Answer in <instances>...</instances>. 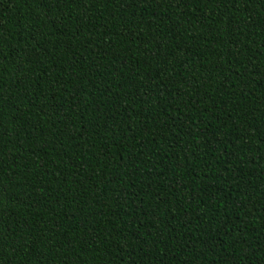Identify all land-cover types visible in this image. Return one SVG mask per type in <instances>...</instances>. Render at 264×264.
Listing matches in <instances>:
<instances>
[{
  "label": "trees",
  "instance_id": "trees-1",
  "mask_svg": "<svg viewBox=\"0 0 264 264\" xmlns=\"http://www.w3.org/2000/svg\"><path fill=\"white\" fill-rule=\"evenodd\" d=\"M0 264H264V0H0Z\"/></svg>",
  "mask_w": 264,
  "mask_h": 264
}]
</instances>
